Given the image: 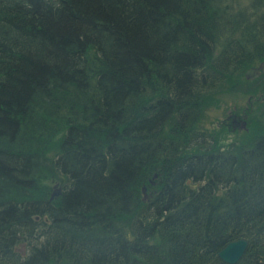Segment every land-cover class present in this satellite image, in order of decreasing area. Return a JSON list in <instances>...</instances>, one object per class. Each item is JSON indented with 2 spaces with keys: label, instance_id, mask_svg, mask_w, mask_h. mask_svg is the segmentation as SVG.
Masks as SVG:
<instances>
[{
  "label": "trees",
  "instance_id": "obj_1",
  "mask_svg": "<svg viewBox=\"0 0 264 264\" xmlns=\"http://www.w3.org/2000/svg\"><path fill=\"white\" fill-rule=\"evenodd\" d=\"M259 64L264 0H0V264H264V126L198 125Z\"/></svg>",
  "mask_w": 264,
  "mask_h": 264
},
{
  "label": "rangeland",
  "instance_id": "obj_2",
  "mask_svg": "<svg viewBox=\"0 0 264 264\" xmlns=\"http://www.w3.org/2000/svg\"><path fill=\"white\" fill-rule=\"evenodd\" d=\"M250 0H234L235 7L247 6ZM238 82L232 88L223 86L215 88L211 94L204 95V98L210 99L208 104L203 107L199 129L208 139L216 136L219 139V145L229 146L235 142H245L253 137L264 126V98H259L258 88L264 84V73L256 77L257 80L246 81L242 75ZM264 91V90H263ZM254 95L256 100H250ZM262 98V99H261ZM238 115L237 123L240 119H245V129L236 126V121L230 114ZM233 130V131H232ZM48 185L52 192L61 190V179L59 177L48 180ZM57 184L56 188H53ZM51 192V193H52ZM145 194L147 192L145 191ZM148 195V194H147ZM18 251L25 253V247L19 246ZM157 264H166L161 261Z\"/></svg>",
  "mask_w": 264,
  "mask_h": 264
},
{
  "label": "water",
  "instance_id": "obj_3",
  "mask_svg": "<svg viewBox=\"0 0 264 264\" xmlns=\"http://www.w3.org/2000/svg\"><path fill=\"white\" fill-rule=\"evenodd\" d=\"M263 65L259 64L257 67H251L245 72L246 79H255L259 75V71L262 69ZM231 112V111H230ZM236 126L245 129L246 121L245 119H240ZM57 184L54 185L53 188H56ZM143 194L145 198H147V194H145V187L142 188ZM61 194V190L57 189L51 193V199L57 197ZM248 245L247 240L238 239L235 241H230L227 243L219 252L218 257L228 264H235L243 255L246 247Z\"/></svg>",
  "mask_w": 264,
  "mask_h": 264
},
{
  "label": "flooded vegetation",
  "instance_id": "obj_4",
  "mask_svg": "<svg viewBox=\"0 0 264 264\" xmlns=\"http://www.w3.org/2000/svg\"><path fill=\"white\" fill-rule=\"evenodd\" d=\"M230 114H231V112H230ZM235 115H236V116L234 117V115L231 114V116L234 118V120H236V121H233V122L237 123V120L239 119V118H238V115H239V114L236 113Z\"/></svg>",
  "mask_w": 264,
  "mask_h": 264
}]
</instances>
